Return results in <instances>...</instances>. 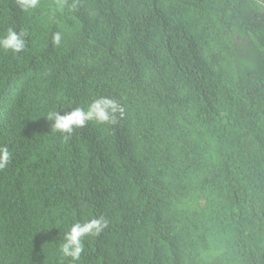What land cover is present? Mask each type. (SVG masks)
Masks as SVG:
<instances>
[{
	"label": "trees",
	"instance_id": "obj_1",
	"mask_svg": "<svg viewBox=\"0 0 264 264\" xmlns=\"http://www.w3.org/2000/svg\"><path fill=\"white\" fill-rule=\"evenodd\" d=\"M67 5L0 0V32L27 33L0 52V264H72L63 233L92 217L75 264H264V1ZM100 97L115 124L52 131Z\"/></svg>",
	"mask_w": 264,
	"mask_h": 264
},
{
	"label": "clouds",
	"instance_id": "obj_2",
	"mask_svg": "<svg viewBox=\"0 0 264 264\" xmlns=\"http://www.w3.org/2000/svg\"><path fill=\"white\" fill-rule=\"evenodd\" d=\"M20 11L30 14L41 6V0H15ZM67 5V0H56V10L62 11ZM76 4L68 6L69 11L75 10ZM26 31L17 32L14 27H7L0 32V52L16 55L26 47ZM63 40V33L56 32L52 36L54 46H59ZM117 114L123 115V109L113 99L100 97L92 100L86 107H75L72 110L60 114L56 110L49 111L46 119L51 122L52 131L60 134L67 142L75 130L83 128L92 122L98 125L115 124ZM12 159V153L7 146H0V170L6 169ZM108 221L103 217H92L83 222L77 221L71 224L63 233L62 242L59 245L61 260H69L72 264L80 261L85 251L86 238L98 236L106 227ZM136 234V232H135ZM137 236V234H136ZM114 239H109V245L115 247ZM133 243V242H132Z\"/></svg>",
	"mask_w": 264,
	"mask_h": 264
},
{
	"label": "flooded vegetation",
	"instance_id": "obj_3",
	"mask_svg": "<svg viewBox=\"0 0 264 264\" xmlns=\"http://www.w3.org/2000/svg\"><path fill=\"white\" fill-rule=\"evenodd\" d=\"M264 1V0H263Z\"/></svg>",
	"mask_w": 264,
	"mask_h": 264
}]
</instances>
